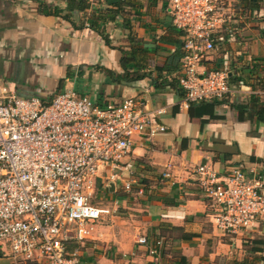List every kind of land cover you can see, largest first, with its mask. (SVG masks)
I'll return each mask as SVG.
<instances>
[{
    "label": "crops",
    "instance_id": "1",
    "mask_svg": "<svg viewBox=\"0 0 264 264\" xmlns=\"http://www.w3.org/2000/svg\"><path fill=\"white\" fill-rule=\"evenodd\" d=\"M78 4L0 0V95L46 99L72 90L98 105L137 97L161 110L157 121L165 131L150 140L136 136L120 170L98 172L105 201H96L95 187L91 203L109 214L67 251L76 250L81 264H264L253 263L247 249L251 240H264V221L230 243L212 227L193 176L201 164L264 174V124L238 109L250 107L251 96L264 103V0L258 10L238 12L237 34L198 68L226 71L238 90L227 101L188 106L168 85L177 81L182 55L168 0H104L84 12ZM131 49L137 57L131 66H141L145 77L107 83L105 70L121 73V51ZM0 264H10L6 254Z\"/></svg>",
    "mask_w": 264,
    "mask_h": 264
},
{
    "label": "built area",
    "instance_id": "2",
    "mask_svg": "<svg viewBox=\"0 0 264 264\" xmlns=\"http://www.w3.org/2000/svg\"><path fill=\"white\" fill-rule=\"evenodd\" d=\"M85 1L96 7L104 0ZM168 10L182 43V104L230 97L238 89L226 71L198 68L217 44L237 34L233 1L168 0ZM160 114L137 97L97 105L72 90L46 99L0 95V253L10 264L39 258L81 264L76 250L67 251L68 243L86 240L109 214L91 203L98 172L120 170L136 136L150 140L164 132ZM193 176L209 204L212 227L230 243L264 221L262 172L235 167L220 173L201 164ZM137 242L147 244L145 237Z\"/></svg>",
    "mask_w": 264,
    "mask_h": 264
},
{
    "label": "trees",
    "instance_id": "3",
    "mask_svg": "<svg viewBox=\"0 0 264 264\" xmlns=\"http://www.w3.org/2000/svg\"><path fill=\"white\" fill-rule=\"evenodd\" d=\"M71 2H78V8L80 11L79 12H84L88 7V3L85 0H70ZM239 2L234 4L235 10L237 12L242 11V14H245V12L247 10H258L260 8V2L262 0H238ZM238 5V6H237ZM86 25V24H85ZM87 27L89 25H86ZM130 40V39H129ZM131 42V40H130ZM131 44V43H130ZM221 45V44H217ZM182 46L181 40H180V47ZM122 56H121V60H120V65L122 68V72L121 73H116L114 71L111 70H105L107 71L106 75H107V83H112V84H117V83H131V82H135L138 80H141L145 77V74L141 72L142 67L138 66L136 69L134 67L131 66V63L133 61H135L136 55L135 52H133V49L129 50V51H121ZM183 55V52H182ZM181 55V56H182ZM228 81L231 85L232 81L230 79V77L228 76ZM162 85V84H159ZM171 88H173L175 90V92L177 93V95L179 96H183L182 91L178 88V84L177 81H173L170 84ZM157 87V86H155ZM227 98L223 99V100H212V101H203V102H222V101H227ZM200 102V103H203ZM199 103V104H200ZM98 105V104H97ZM193 105V104H191ZM239 111L241 112H245L246 113V118L249 120L252 119H256L259 122H261L262 124H264V103H262L258 98L251 96L250 97V107L248 105V103H246L244 106H240L238 107ZM263 163H264V159H263ZM249 242V241H248ZM251 244L249 245V247L247 248L249 253H252L254 256L253 258V263H256L257 261H264V256H260L259 254H262L263 252V243L264 240L262 238H257V239H253L250 242ZM238 264H246V262L244 263H238Z\"/></svg>",
    "mask_w": 264,
    "mask_h": 264
},
{
    "label": "rangeland",
    "instance_id": "4",
    "mask_svg": "<svg viewBox=\"0 0 264 264\" xmlns=\"http://www.w3.org/2000/svg\"><path fill=\"white\" fill-rule=\"evenodd\" d=\"M107 177V176H106ZM105 182V181H104ZM106 183V182H105ZM103 183H100L99 181L96 182V191L94 196L97 198L96 201H105V188L103 187ZM122 210L120 207H117L116 211Z\"/></svg>",
    "mask_w": 264,
    "mask_h": 264
}]
</instances>
